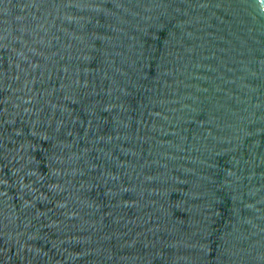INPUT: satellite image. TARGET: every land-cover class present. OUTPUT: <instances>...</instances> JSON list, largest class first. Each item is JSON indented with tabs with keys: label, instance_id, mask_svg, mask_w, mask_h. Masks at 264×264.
<instances>
[{
	"label": "water",
	"instance_id": "95a60500",
	"mask_svg": "<svg viewBox=\"0 0 264 264\" xmlns=\"http://www.w3.org/2000/svg\"><path fill=\"white\" fill-rule=\"evenodd\" d=\"M0 264H264V0H0Z\"/></svg>",
	"mask_w": 264,
	"mask_h": 264
}]
</instances>
